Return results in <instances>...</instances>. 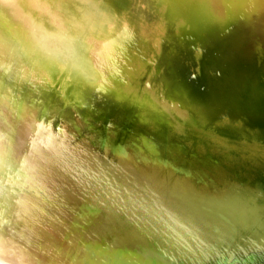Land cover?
Returning a JSON list of instances; mask_svg holds the SVG:
<instances>
[{
  "label": "bare ground",
  "instance_id": "6f19581e",
  "mask_svg": "<svg viewBox=\"0 0 264 264\" xmlns=\"http://www.w3.org/2000/svg\"><path fill=\"white\" fill-rule=\"evenodd\" d=\"M0 0V264H264V0Z\"/></svg>",
  "mask_w": 264,
  "mask_h": 264
},
{
  "label": "water",
  "instance_id": "95a60500",
  "mask_svg": "<svg viewBox=\"0 0 264 264\" xmlns=\"http://www.w3.org/2000/svg\"><path fill=\"white\" fill-rule=\"evenodd\" d=\"M124 1H128V2H130L129 0H124Z\"/></svg>",
  "mask_w": 264,
  "mask_h": 264
}]
</instances>
